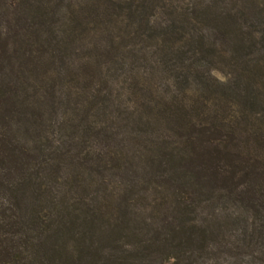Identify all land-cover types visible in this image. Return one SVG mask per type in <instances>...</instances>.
<instances>
[{
    "label": "trees",
    "instance_id": "1",
    "mask_svg": "<svg viewBox=\"0 0 264 264\" xmlns=\"http://www.w3.org/2000/svg\"><path fill=\"white\" fill-rule=\"evenodd\" d=\"M258 14L0 0V264H264Z\"/></svg>",
    "mask_w": 264,
    "mask_h": 264
},
{
    "label": "rangeland",
    "instance_id": "2",
    "mask_svg": "<svg viewBox=\"0 0 264 264\" xmlns=\"http://www.w3.org/2000/svg\"><path fill=\"white\" fill-rule=\"evenodd\" d=\"M258 2H259V7L264 12V0H258ZM256 18H257V21H259L260 25H264V20H263V18H262V16L260 14H258ZM259 27H260V29L262 28V26H259Z\"/></svg>",
    "mask_w": 264,
    "mask_h": 264
}]
</instances>
